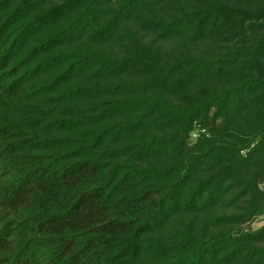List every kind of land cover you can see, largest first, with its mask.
I'll use <instances>...</instances> for the list:
<instances>
[{
    "label": "trees",
    "instance_id": "1",
    "mask_svg": "<svg viewBox=\"0 0 264 264\" xmlns=\"http://www.w3.org/2000/svg\"><path fill=\"white\" fill-rule=\"evenodd\" d=\"M264 0H0V264H264Z\"/></svg>",
    "mask_w": 264,
    "mask_h": 264
},
{
    "label": "rangeland",
    "instance_id": "2",
    "mask_svg": "<svg viewBox=\"0 0 264 264\" xmlns=\"http://www.w3.org/2000/svg\"><path fill=\"white\" fill-rule=\"evenodd\" d=\"M252 228H258L260 226H264V214L256 217L252 222L249 224Z\"/></svg>",
    "mask_w": 264,
    "mask_h": 264
}]
</instances>
